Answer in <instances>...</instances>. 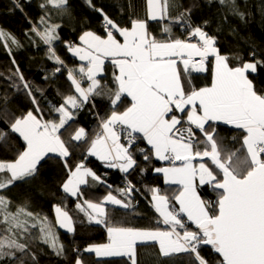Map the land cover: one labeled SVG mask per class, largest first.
I'll use <instances>...</instances> for the list:
<instances>
[{
	"label": "snow or ice",
	"instance_id": "1",
	"mask_svg": "<svg viewBox=\"0 0 264 264\" xmlns=\"http://www.w3.org/2000/svg\"><path fill=\"white\" fill-rule=\"evenodd\" d=\"M31 3L11 0V11L29 20L25 36L33 42L39 38L47 46L48 59L57 65L52 75L66 71L69 83L67 93H60L62 102L52 106L57 115L44 119L36 95V91L43 95L44 89L33 90L11 51L13 46L22 45L14 37H7L10 43L4 47L9 49L13 67L9 68L11 75L0 73L9 86V90H0V157L15 155L0 161V264H38L33 243L25 235L37 225L40 243L58 257L66 254L47 218L30 210L31 191L22 192L21 201L7 195L19 184H31L49 153L58 156L67 170L63 192L83 200L75 205L78 212L89 224L107 230L108 243L86 246L84 252L96 257H127L130 264H174L173 257L180 254L189 255V264H212L213 260L216 264H264V91L256 88L250 75L264 67V55L252 51L250 59L237 56V63L232 65L228 55L221 53L216 37L207 32V21L204 27L192 26L196 5L185 6L182 0H145L143 16L134 0H116L111 7L119 9L121 19H113L95 0H84L101 19L103 35L85 30L79 36V45L65 42L71 56L81 62L69 67L53 47V42L60 39L61 24L52 15H71L69 0H41L39 23L25 11ZM209 4H219L226 13L245 19L238 0H209ZM124 17L130 26H121ZM149 21L158 22L164 35L151 33ZM172 24L185 26L188 39L172 38ZM4 36L0 31V38ZM193 38L197 42H191ZM209 57L214 58L211 84L196 87L189 80L186 85L178 60L184 73L189 74L206 71ZM105 61L113 66L114 88L103 83ZM85 79L87 87L83 86ZM21 93L31 105L26 111L13 107ZM105 97L107 112L104 116L96 112L99 130L94 138L89 139L85 129L79 127L69 141L62 139L60 130L70 127L69 122L80 110L89 104L96 108V99ZM125 97L129 103L121 111ZM222 125L225 131L237 130L231 141L221 135ZM81 143L87 147L73 165V148ZM236 143L240 147H235ZM89 157L124 174L125 186L117 190L119 198L109 191L99 203L84 199L81 186L89 183L88 178L97 185L106 183L86 167ZM141 157L145 167H141ZM153 158L170 165L154 169L163 174L165 184L179 186L171 198L158 188L147 189L151 192L150 205L166 230L111 224L104 205L135 211L133 198L139 189L129 177L137 168L143 174ZM200 187L214 193L215 200L202 198ZM171 199L178 208L171 206ZM53 207L55 223L72 233V216L61 206ZM184 217L195 225L193 230H188ZM149 242L158 244V251L153 245V252L145 253L142 261L138 246L147 247ZM201 246H209L207 256ZM152 255L156 261L148 258ZM73 259L74 264H85L81 256Z\"/></svg>",
	"mask_w": 264,
	"mask_h": 264
},
{
	"label": "trees",
	"instance_id": "2",
	"mask_svg": "<svg viewBox=\"0 0 264 264\" xmlns=\"http://www.w3.org/2000/svg\"><path fill=\"white\" fill-rule=\"evenodd\" d=\"M140 6L139 14L144 15L145 0H134ZM185 6L193 4L196 7L192 11L191 24L193 27L199 25L204 27V22L207 21V32L215 36L218 47L222 54L229 57L232 65L237 63L236 57L239 56L244 60L250 59L249 53L255 51L257 56L264 55V0H238L240 10L245 12V19L241 20L238 16L225 11V9L216 4L211 6L209 0H182ZM41 0H32L31 6L26 7L25 11L32 21L39 23V16L42 14L38 5ZM71 15L58 16L53 12V19L61 24L58 29L60 39L53 42V47L57 54L65 60L69 67L79 65L77 60L68 52L65 42H70L78 45L80 43L79 36L85 30H91L97 34L103 35V28L101 27V19L98 14L93 13L84 0H69ZM98 6H104L105 10L113 19H121L119 9L111 7L116 3V0H95ZM149 31L154 33L157 37H161L162 30L158 22L149 21ZM121 26H130L127 17L122 19ZM30 22L22 13L11 11V0H0V31L5 34L4 38H0V73L4 75H11L9 68L13 67L10 63L11 58L8 55L9 49L5 48L6 43H10L7 37H14L21 43V47H12L11 51L15 56V60L19 65L21 72L25 78L31 83L33 90L43 88V95L36 91L39 98L40 105L43 109V118L50 120L57 114L52 111L53 105H59L62 102L60 93H67L68 81L66 79V71L52 75L54 68L57 66L54 62L48 59L49 53L47 46L43 44L39 38L35 42L29 40L25 36V32L29 29ZM185 26L172 24V38H181L185 36ZM113 66L107 62L105 64V73L103 75V83L115 87L113 84ZM254 78L256 88L264 91V67L258 68V72L250 74ZM45 76L48 79H45ZM184 83L187 85L189 80L196 87H203L211 84L212 65L208 63L206 71L203 74H195L189 72L186 77H183ZM51 81V82H50ZM0 90H9L8 82L0 78ZM107 90V89H106ZM124 99V103L120 105V110L123 111L128 105L129 99ZM96 108L86 105L78 112L75 119L66 125L65 129L60 130L62 139L69 141L71 135L79 127H83L88 134V138L95 137L98 129V119L96 112L100 116H104L107 112L106 105L108 100L105 97L103 100L97 98L95 101ZM19 107L20 111H26L31 105L26 101L25 96L21 93L16 98L13 107ZM40 115V114H38ZM226 126H221V135L227 136L231 141L232 136L236 135L237 130L231 129L225 131ZM72 144L77 142L72 141ZM23 145V141H20ZM141 146H146L141 144ZM86 145L83 143L79 147L73 148L72 158L70 162L75 163L84 155ZM235 147H240L238 143ZM14 153H9L7 157H0V161L4 159H13ZM59 157L56 155H48L44 161L39 165L40 173L38 177L31 184H19V186L12 188L7 195L13 197L16 201L23 199L21 193L30 190L32 195V203L30 210L34 214H39L41 217H46L53 230L57 233L60 242L65 248V256H56L50 248L40 243L39 225L32 228L30 232L25 233L30 237L33 243L34 250L38 257V264H74V257H83L85 264H130L127 257L114 258H97L94 253H86L83 249L89 245H100L108 242L107 230L102 225L89 224L87 218L83 213L78 212L75 205L77 202L83 203V200L77 201L74 197L65 194L61 188L62 183L66 179L67 170L63 168L62 162H58ZM210 163V162H209ZM86 167L92 169L97 175L101 176L106 182L103 185H97L88 178L89 183L82 186L84 199L99 203L102 201L109 191L119 198V188L125 186L124 174L119 170L113 168H105L103 164L93 157H89L85 162ZM141 167H145L143 159H140ZM162 166V163L153 159L152 163L147 165V170L141 174L140 168L132 172L129 179L136 184L139 189L135 193L133 203L135 211L126 210L115 206H105L108 214V220L111 224H116L126 227H135L140 229H161L156 226L157 216L151 208L150 198L151 192L147 189L158 188L161 194L168 195L170 198L174 196L177 185L165 184L163 177L159 173H155L156 167ZM111 185L109 189L107 186ZM199 194L204 199L215 200V194L211 193L205 187H200ZM171 206H175V200H170ZM54 205L65 208L73 218L72 233L60 228L56 223V213ZM16 205H13L15 210ZM2 219V216H0ZM188 225V224H187ZM2 227V226H0ZM194 227L189 224L188 230H193ZM153 245L155 251H158L156 244H149L147 247L138 246L140 252V259L143 261L145 253L153 252ZM79 249V252L75 250ZM202 254L207 256L209 254V246H201ZM156 261L155 255L148 257ZM160 260L167 258L160 257ZM174 264H189L190 257L188 254H180L173 257ZM212 264H216L213 260Z\"/></svg>",
	"mask_w": 264,
	"mask_h": 264
},
{
	"label": "crops",
	"instance_id": "3",
	"mask_svg": "<svg viewBox=\"0 0 264 264\" xmlns=\"http://www.w3.org/2000/svg\"><path fill=\"white\" fill-rule=\"evenodd\" d=\"M122 39V38H121ZM80 44V43H79ZM78 44V45H79ZM75 58V57H74ZM195 58V57H194ZM198 58V57H197ZM76 59V58H75ZM77 60V62H79L78 64H80L81 62L78 60V59H76ZM107 62H109L110 63V61H105V64L107 63ZM208 63H211V65L213 66V63H214V58L213 57H209L208 58V62H207V64H206V68H207V65H208ZM178 64H179V71H180V73H181V77H182V79H184L183 77H186V75L187 74H185L184 73V68H183V64L182 63H180L179 62V60H178ZM190 72H192V73H195V74H203L204 72H193V71H190ZM184 81V80H183ZM129 99V98H128ZM50 155H55L54 153H52V154H50ZM93 158H95V157H93ZM96 159V158H95ZM154 159V158H153ZM98 160V159H97ZM155 160V159H154ZM99 161V160H98ZM157 162H160V163H162V166H159V167H166V166H169V163L167 162V161H159V160H156ZM101 162V161H100ZM177 165H179L180 163H178V161H177V163H176ZM117 170H119L118 168H117ZM155 172V171H154ZM121 173V172H120ZM156 173V172H155ZM159 174H161V173H159ZM162 175V177H163V174H161ZM163 180H164V177H163ZM197 184H198V181H197ZM82 186H84V185H82ZM81 186V187H82ZM178 186V185H177ZM179 187V186H178ZM105 206H115V207H118V206H116V205H112V204H105L104 205V207ZM174 207H176V208H178L179 207V205H177L176 204V202H175V206ZM153 210V209H152ZM154 211V210H153ZM154 213L156 214V212L154 211ZM156 216H157V214H156ZM158 219H160L158 216H157V219H156V221L158 220ZM184 219H187L186 217H184ZM162 220V219H161ZM191 223V222H190ZM192 225V224H191ZM59 226V225H58ZM194 228H195V226L194 225H192ZM64 230H66V229H64ZM154 230H156V229H154ZM159 230H166V229H163V228H161V229H159ZM67 231V230H66ZM108 243V242H107ZM149 244H155V242H149ZM157 246H158V244H156ZM158 248H159V246H158ZM97 258H100V259H103V258H106V257H97ZM111 258H114V257H111Z\"/></svg>",
	"mask_w": 264,
	"mask_h": 264
},
{
	"label": "built area",
	"instance_id": "4",
	"mask_svg": "<svg viewBox=\"0 0 264 264\" xmlns=\"http://www.w3.org/2000/svg\"><path fill=\"white\" fill-rule=\"evenodd\" d=\"M183 39L187 40L188 37L185 35ZM191 42L195 43V42H197V41H196L195 38H193ZM194 60L198 61V60H199V57H198V58L195 57ZM86 83H87V80L85 79V81L83 82V86H84V87H85V84H86ZM159 221H161V220H159ZM186 223L188 224V222H186ZM156 225H157L158 227H162V226H164V224L162 223V221H161L160 223H157V222H156Z\"/></svg>",
	"mask_w": 264,
	"mask_h": 264
},
{
	"label": "rangeland",
	"instance_id": "5",
	"mask_svg": "<svg viewBox=\"0 0 264 264\" xmlns=\"http://www.w3.org/2000/svg\"><path fill=\"white\" fill-rule=\"evenodd\" d=\"M50 154H52V153H49L48 155H50ZM170 166V165H169ZM150 201H151V198H150ZM152 208V207H151ZM153 210H154V208H152ZM155 211V210H154ZM157 214V216L159 217V214L158 213H156ZM160 218V217H159ZM160 219H162V218H160ZM185 222H187L186 220H185ZM187 224V223H186ZM193 225V224H192ZM195 226V225H194ZM64 229V228H63ZM106 258H111V257H106Z\"/></svg>",
	"mask_w": 264,
	"mask_h": 264
},
{
	"label": "water",
	"instance_id": "6",
	"mask_svg": "<svg viewBox=\"0 0 264 264\" xmlns=\"http://www.w3.org/2000/svg\"><path fill=\"white\" fill-rule=\"evenodd\" d=\"M210 162V161H209ZM178 163H180V161H178Z\"/></svg>",
	"mask_w": 264,
	"mask_h": 264
}]
</instances>
